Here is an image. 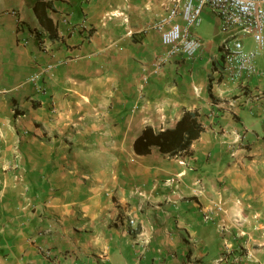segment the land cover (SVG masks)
<instances>
[{
  "label": "crops",
  "instance_id": "obj_1",
  "mask_svg": "<svg viewBox=\"0 0 264 264\" xmlns=\"http://www.w3.org/2000/svg\"><path fill=\"white\" fill-rule=\"evenodd\" d=\"M37 1L0 0V264H229L226 242L264 264V73L223 75L217 15L209 51L197 28L200 53L158 67L165 0H43L54 39ZM188 110L189 152L136 151Z\"/></svg>",
  "mask_w": 264,
  "mask_h": 264
},
{
  "label": "built area",
  "instance_id": "obj_2",
  "mask_svg": "<svg viewBox=\"0 0 264 264\" xmlns=\"http://www.w3.org/2000/svg\"><path fill=\"white\" fill-rule=\"evenodd\" d=\"M205 9L217 15L221 29L228 34L220 45L223 75L235 82L264 73L257 63V55L264 48V0H165L164 10L150 25L160 32L165 46L157 57V66H164L176 58L192 60L200 53L204 40L197 33V28L201 25ZM245 36L253 38L256 49L247 48ZM54 66V63L40 65L30 80L35 82L47 78ZM230 105L234 106V102ZM236 152L233 148L234 156ZM243 160L244 157L241 162ZM180 162L186 165L184 158ZM217 210L224 212L223 205L220 204ZM224 231L225 225L221 227V233ZM225 245L221 259L231 260L229 264H242L248 255L246 247L239 244L240 248L234 251L233 243L226 242Z\"/></svg>",
  "mask_w": 264,
  "mask_h": 264
},
{
  "label": "trees",
  "instance_id": "obj_3",
  "mask_svg": "<svg viewBox=\"0 0 264 264\" xmlns=\"http://www.w3.org/2000/svg\"><path fill=\"white\" fill-rule=\"evenodd\" d=\"M54 8L51 1L38 0L34 6V10L45 29L48 31L50 38H57L59 31L57 26L53 24L50 16H45L49 9ZM46 12V13H45ZM41 37V34L38 33ZM203 131V127L198 119L196 110H188L178 120L174 128L156 131L152 126H146L142 133L135 141V148L138 153L149 151L152 145L159 147L172 155L178 154L179 151L185 150L189 152L190 146Z\"/></svg>",
  "mask_w": 264,
  "mask_h": 264
},
{
  "label": "rangeland",
  "instance_id": "obj_4",
  "mask_svg": "<svg viewBox=\"0 0 264 264\" xmlns=\"http://www.w3.org/2000/svg\"><path fill=\"white\" fill-rule=\"evenodd\" d=\"M215 32H216L215 23L208 20L205 16H203L201 25L198 27V33L207 40L206 45H205L206 51H209L210 48L212 47V43L210 42V40L214 39ZM254 45L255 43H254L253 38L248 39V46L252 47Z\"/></svg>",
  "mask_w": 264,
  "mask_h": 264
}]
</instances>
